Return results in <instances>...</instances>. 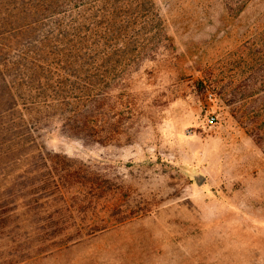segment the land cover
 <instances>
[{
	"label": "rangeland",
	"instance_id": "374dc122",
	"mask_svg": "<svg viewBox=\"0 0 264 264\" xmlns=\"http://www.w3.org/2000/svg\"><path fill=\"white\" fill-rule=\"evenodd\" d=\"M20 50L78 54L71 71L97 83L94 130L43 116L32 150L112 198L58 216L17 161L0 264H264V0H0L1 67ZM55 223L110 226L36 228Z\"/></svg>",
	"mask_w": 264,
	"mask_h": 264
},
{
	"label": "trees",
	"instance_id": "16d2710c",
	"mask_svg": "<svg viewBox=\"0 0 264 264\" xmlns=\"http://www.w3.org/2000/svg\"><path fill=\"white\" fill-rule=\"evenodd\" d=\"M88 10H84L85 14ZM65 48V50H69L68 46ZM91 50L96 53L97 49L92 48ZM20 51L21 53L19 52L17 56L21 60L4 62L6 65H2V67L0 62V77L2 79L0 86L3 89V94L0 95V104L7 102V107L0 110V179L6 180L8 177H14V163L26 159L31 163L26 164L25 169H21V173L26 176L35 172L36 174L43 172L42 175H44L38 182L33 181L28 184L32 188L29 194L39 193L41 194L39 198H46L44 203L51 200L53 203L59 204L60 207L54 210L58 216L63 214L61 207L70 213L78 212L86 215L91 207H97L101 201H110L112 197L109 198L101 185L94 181L77 179L78 175L72 170V165L66 163L65 160L51 158L53 163L48 164L49 159L47 156H43L41 150L39 152L32 150V148L38 147L36 128L33 127V124H39L45 116L46 118L52 117L58 122L63 121L64 125L68 124L72 130H83L84 126L88 124L94 130L92 113H89L88 116L87 113L92 112L88 108L93 104L98 85L97 83L86 84L74 71H71L73 70L71 66L79 68L81 65L78 63L80 62L78 54H74L70 58L71 53H66L68 57L65 58L64 53L61 52L56 55L54 63H49L41 60L38 62H34L32 59L28 60L27 51ZM94 56L97 58L96 54ZM14 67L15 69H12ZM92 68L93 66L90 71L93 72L95 67ZM35 158L43 160V164L37 165ZM2 162L5 163L3 166ZM40 168L42 171H39ZM50 179H53L51 185L47 183ZM15 180V178H11L8 183L10 182L14 186ZM39 182L43 183L37 185ZM12 186H6L3 194L15 199L14 192L16 191L11 188ZM113 203L115 202L111 204ZM15 206L14 200L4 199L0 202V226L11 227L13 224L16 228L18 216ZM92 209L93 212L95 209ZM124 219V216L118 217L115 223ZM72 225L55 223L36 228L41 231H50L51 237H55L65 235L66 230L73 227L75 231L66 234L71 238H80L94 230L110 226L109 223ZM12 230L11 228L7 232Z\"/></svg>",
	"mask_w": 264,
	"mask_h": 264
},
{
	"label": "built area",
	"instance_id": "2783aa9c",
	"mask_svg": "<svg viewBox=\"0 0 264 264\" xmlns=\"http://www.w3.org/2000/svg\"><path fill=\"white\" fill-rule=\"evenodd\" d=\"M210 121H211V122L215 121V116H214V115H212V116L210 117Z\"/></svg>",
	"mask_w": 264,
	"mask_h": 264
}]
</instances>
